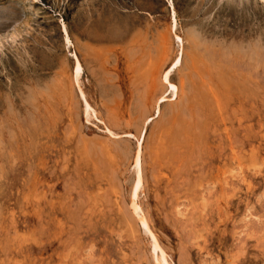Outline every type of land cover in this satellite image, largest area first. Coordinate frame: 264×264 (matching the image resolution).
Returning <instances> with one entry per match:
<instances>
[{
    "label": "rangeland",
    "instance_id": "374dc122",
    "mask_svg": "<svg viewBox=\"0 0 264 264\" xmlns=\"http://www.w3.org/2000/svg\"><path fill=\"white\" fill-rule=\"evenodd\" d=\"M0 264H264V0H0Z\"/></svg>",
    "mask_w": 264,
    "mask_h": 264
},
{
    "label": "bare ground",
    "instance_id": "6f19581e",
    "mask_svg": "<svg viewBox=\"0 0 264 264\" xmlns=\"http://www.w3.org/2000/svg\"><path fill=\"white\" fill-rule=\"evenodd\" d=\"M77 58V57H76ZM81 73V64L78 59H76L75 66H74V76L75 79H77L80 76ZM167 73L165 74L164 80H166ZM140 182V177L137 179L136 187L138 186Z\"/></svg>",
    "mask_w": 264,
    "mask_h": 264
}]
</instances>
